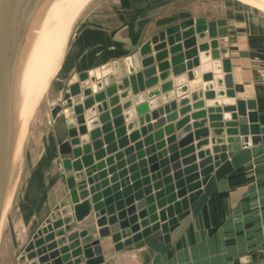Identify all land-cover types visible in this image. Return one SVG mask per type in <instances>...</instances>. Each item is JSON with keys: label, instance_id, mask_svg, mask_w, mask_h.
Wrapping results in <instances>:
<instances>
[{"label": "crops", "instance_id": "obj_1", "mask_svg": "<svg viewBox=\"0 0 264 264\" xmlns=\"http://www.w3.org/2000/svg\"><path fill=\"white\" fill-rule=\"evenodd\" d=\"M202 21L207 29L196 34ZM61 60L30 125L20 181L0 229V264H65L62 254H51L68 241L52 249L59 237L47 239L53 232L46 224L54 222L56 207H69L61 204L69 195L66 179L75 174L66 163L74 157L59 148L70 129L87 127L76 139L89 155L94 142L103 151L116 145L94 165L149 139L143 150L173 147V164L182 171L194 167L190 177L241 149L233 122L237 100L250 103L264 127V15L234 0H102L78 21ZM75 85L82 114L68 106L53 117ZM122 138L127 144L119 148ZM190 223L158 264H264V152L217 181ZM83 230L96 237L98 228L89 222L63 235ZM110 250L102 264H152L155 258L147 247Z\"/></svg>", "mask_w": 264, "mask_h": 264}, {"label": "water", "instance_id": "obj_2", "mask_svg": "<svg viewBox=\"0 0 264 264\" xmlns=\"http://www.w3.org/2000/svg\"><path fill=\"white\" fill-rule=\"evenodd\" d=\"M20 1L0 0V112L3 117L7 113L4 99L7 97L10 63H12L16 45V35L13 31L17 25H20L23 18L20 17L23 13L18 8ZM101 1L94 2L91 7ZM88 9L91 10V8ZM175 29L178 30V28ZM206 29L203 21L198 22L195 33L199 34ZM170 31L172 30H168L167 33L170 34ZM183 36L186 34L184 33ZM79 100L78 87L72 86L64 98V103L52 109V116L55 117L68 106H73L76 115L82 114L83 109ZM235 105L234 109L237 113L236 118L233 117V122L235 127H238L239 133L235 143H240L238 147L241 149L231 156L229 161L222 158L221 163L205 166L200 173L190 177L187 175L194 170V167H188L182 171L179 164H173L178 159L176 154H172L173 147L157 153L154 146L143 150L142 144L148 147L151 142L149 139L137 143L134 147L123 149L115 156L107 158L105 162L94 165L93 161H99L105 154L114 153L116 145L109 144L103 151L99 150L102 143L94 142L96 152L93 156L89 155L88 147L82 150L77 149L80 143L76 139L77 135H85L87 127L81 125L77 129H70L69 141L60 145L59 148L61 155L71 154L74 157L73 161L69 160L66 163L75 174L66 179L69 195L61 204L62 207L69 206L67 212L70 215L67 213L65 217L69 220L66 232H71V229L87 225L89 222H94L98 231L96 237L89 234L87 230L80 233L72 232L68 237H64V240L72 241V245L66 247V251H62L61 260L68 264L66 256L74 257L76 264H102L105 260V250L111 245L112 252L122 251L124 247L129 246H133L135 250L147 247L155 255L152 264H158L162 256L170 251L186 232L192 218L198 214L214 191L216 182L236 167L250 162L253 157L264 152V127L259 126L256 114L251 111L252 105L239 100L235 102ZM234 109L230 108L231 111ZM247 110L251 112H246ZM77 120L79 122L80 117ZM116 123L118 127L120 120ZM4 127L1 120L0 206L5 192V179L2 178L6 170L3 156ZM121 132L123 129L120 128L116 134L120 136ZM111 139L112 137L106 135L104 141L110 143ZM249 141L252 148H248ZM126 144V139H119V148H124ZM161 148L163 146H159L158 150ZM231 148L235 151L237 149L236 145ZM167 154L168 157H166ZM105 166H107L105 172L95 174ZM183 176H185L184 179H182ZM1 215L0 211V219ZM61 234L63 236L64 232ZM57 253H61V250L55 254ZM53 264H60V262L55 259Z\"/></svg>", "mask_w": 264, "mask_h": 264}, {"label": "bare ground", "instance_id": "obj_3", "mask_svg": "<svg viewBox=\"0 0 264 264\" xmlns=\"http://www.w3.org/2000/svg\"><path fill=\"white\" fill-rule=\"evenodd\" d=\"M49 1L50 0H42V11H39V14L37 10L41 0H21L18 6L21 13H23L20 17H27V15H30L32 17L33 13L34 15L32 20H30L29 24H22L21 26L17 25L15 27V30L13 31L14 35L21 34V38L18 44L19 47H17L14 44L15 45L14 56L11 59L12 63H10L11 66L8 75L9 82H8V88L6 94L7 97L4 99V106L7 112L5 117H3L2 116L3 114L0 112V121L2 120V126H5L4 127L5 139L3 140V145H4L3 156L6 162V170L5 173H3L4 176H2V178L6 179V187L8 184H14L16 182L17 179L16 175L17 172H19V168L22 162L21 159H22V151L25 145L24 142L26 141V138L30 130L29 125L31 121H29V123L25 125L26 124L25 118H29L28 116L33 114L34 112L33 109L35 107V103H32L34 98L30 101L32 103L31 106L28 104L27 112L25 111V105H24V102L25 103L27 102L25 101V99L28 95L27 84L28 81H30L29 79L30 73L33 70V66L39 62L38 60L39 57H37L33 61L34 58L32 56L35 55V50L37 49L36 48L32 52L33 47L40 45V43L43 40L42 32L45 30H42L43 28L42 26L44 24L46 25L47 23L51 22V25L54 26V29L58 28L57 23L62 20L65 12L67 11L66 9L70 8V11L67 13L68 15L73 10V7H75L76 5L73 4V6H71V2L75 0L73 1L63 0L61 3H57L58 10H55L57 12L54 13L53 11H51L49 13V10L46 9L45 14L47 15H44L43 19H41L44 22L43 21H42L43 23H41L40 21L36 22L35 18L37 14L38 16L43 15L45 11L44 8L47 7ZM253 1H256L255 3L259 2L258 4L264 7V0H253ZM59 6H60V10H59ZM67 15L65 17H67ZM46 16L47 18L44 20ZM49 19L50 21L48 22ZM33 23H35L36 25L39 24L38 26L39 28L34 29ZM28 31L30 32L28 33ZM6 187L4 192V200L1 201V206H0V211L2 212L0 227L5 215L6 207L10 202L9 194L8 193L6 194Z\"/></svg>", "mask_w": 264, "mask_h": 264}, {"label": "rangeland", "instance_id": "obj_4", "mask_svg": "<svg viewBox=\"0 0 264 264\" xmlns=\"http://www.w3.org/2000/svg\"><path fill=\"white\" fill-rule=\"evenodd\" d=\"M62 1L63 0H50L47 4V7L44 8L45 11H44L43 15L38 16L39 11H42V0H41V2L38 5V10H37L38 14L35 18V21L36 22L40 21L41 23H43L44 21L41 19H43L44 15H47V14H45L46 9L49 10V13L51 11H53L55 13V12H57L55 10H58L57 3H61ZM97 1L98 0H75V1L71 2V6H73V4H76L75 7H73V10L68 15H67V13L70 11V8L66 9L67 11L65 12V14L63 16L64 19L62 18V20L57 23L58 28L54 29V26L51 25V22H49L50 19L48 20L49 23H47L46 25L44 24L42 26L43 27L42 30H45L42 32V35H43L42 39L43 40L40 43V45L33 47V50H32V52H33L36 48L38 49V50L37 49L35 50V55H33L32 57L34 58L33 61L37 57H39V59H38L39 62L33 66V70L30 73V76H29L30 81H28V84H27V87H28V93L27 94L28 95L25 99V101H27L26 102L27 105L24 102L26 112L28 109V107H27L28 104L31 106L32 103H35V107L33 109V111L35 113L33 112V114L28 116L29 118H25L26 119L25 125H27L29 123V121H31L30 122V125H31V123L35 117V114H40V112H41L40 106H41L43 99H44L43 98L45 95L44 93L48 87V84H49L52 76L57 71V69H58V67L62 61L61 59H62L64 51L66 49L67 41L70 38V36L72 35L73 31L75 30V28H76L75 25L82 18L84 13H86L89 10L88 8H92L91 5L94 2L96 3ZM227 1H229V0H227ZM255 2L256 1H253V0L252 1L251 0H234V3L236 5H238L240 9L245 8L247 11L251 10V11H254V12L263 16L264 15V7L260 4H258L259 2H257V3H255ZM59 10H60V6H59ZM75 11H76V13H75ZM74 13H75V15H74ZM33 15H34V13L32 14V17L30 15H27V17H23L22 21H20V26L22 24H29L30 20H32V18H33ZM66 15H67V17H65ZM46 18H47V16L44 18V20ZM38 26H39V24L36 25L35 23H33L34 29L39 28ZM29 32L30 31H28V33ZM49 34H51V35H49ZM20 38H21V34L16 35L15 43H16L17 47H19L18 44H19ZM47 45H48V48H47ZM44 51H46V52H44ZM31 63H32V61H31ZM33 98H34V100L31 103L30 101ZM30 125H29V128H30ZM29 132H30V130H29ZM27 138H28V136H27ZM27 138H26V140H27ZM24 144L25 145H24V148L22 151V159H21L22 162H21V165L19 168V172H17V175H16V178H17L16 182L14 181L15 182V183L13 182L14 184H8L6 187V179H5L6 194L8 193L9 198H10V202H9L8 206L10 205V203L12 201L13 189L17 187L18 182L20 181L19 177H20V172H21V168H22V164H23V154H24V151H25V148L27 145L26 141L24 142ZM7 207H6V210H7ZM6 210H5V215H4V218L2 220L1 227H0L1 231L4 229L3 228L4 222H5L4 220H5V216L7 215ZM54 210L55 211H54L52 218H51L52 220L55 219L54 222L53 221L50 222V220H48L47 224H46V227H47L46 229L53 232V235L47 234L46 238L50 239V238H54L55 236L59 237V239H57L55 241V243H53L52 249H55V246L57 245V243H59V244L65 243L64 235L62 236L61 233L62 232L65 233L67 231L68 226H69L68 218H62V219L60 218L61 215L65 216V214L67 213L68 210L63 208L62 211L60 212L58 210V207H56V209H54ZM1 219H2V215H1ZM1 219H0V221H1ZM40 242H41L40 238L39 237L36 238V244L40 245ZM71 242L72 241L66 242L67 245L65 247L61 248L60 254H62V251H66V247H70L72 245ZM55 253H56V251L51 255H54ZM39 255H41V253H39ZM68 258L65 256V259L68 260L67 261L68 264H76L75 263L76 259L74 257H72L73 261H71L72 260L71 257H68ZM41 260H42V258H41ZM65 264H66V262H65Z\"/></svg>", "mask_w": 264, "mask_h": 264}, {"label": "built area", "instance_id": "obj_5", "mask_svg": "<svg viewBox=\"0 0 264 264\" xmlns=\"http://www.w3.org/2000/svg\"><path fill=\"white\" fill-rule=\"evenodd\" d=\"M66 93H68V90H67V92ZM67 95V94H66ZM65 110V109H64Z\"/></svg>", "mask_w": 264, "mask_h": 264}]
</instances>
